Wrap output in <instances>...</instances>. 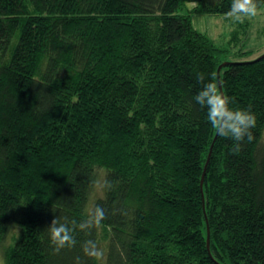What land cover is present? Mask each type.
<instances>
[{
	"label": "trees",
	"instance_id": "obj_1",
	"mask_svg": "<svg viewBox=\"0 0 264 264\" xmlns=\"http://www.w3.org/2000/svg\"><path fill=\"white\" fill-rule=\"evenodd\" d=\"M232 5L0 0L4 264H264V52L241 53L237 35L218 44L192 21ZM198 73L255 113L239 153L196 103ZM96 206L106 218L55 251L52 220Z\"/></svg>",
	"mask_w": 264,
	"mask_h": 264
},
{
	"label": "clouds",
	"instance_id": "obj_2",
	"mask_svg": "<svg viewBox=\"0 0 264 264\" xmlns=\"http://www.w3.org/2000/svg\"><path fill=\"white\" fill-rule=\"evenodd\" d=\"M31 10V5H29ZM257 5L255 0H233L230 15L236 19H242L246 15H255ZM196 80L202 84L200 90L195 94L194 99L201 108L207 109V121L212 129L220 136L231 138L234 141L231 151L239 153L241 142H251L254 136L251 130L256 126L257 117L251 108L232 107L233 98L219 90L215 75L211 80L205 82V76L202 73L196 75ZM106 218L105 209L96 206L87 219L77 222L75 220L61 222L54 218L48 227L51 243L55 246V251L59 252L64 247H72L76 244L73 233L76 229L87 231L98 226ZM86 255L98 257L100 253L97 250L94 241L88 240L83 245ZM79 264V257H77Z\"/></svg>",
	"mask_w": 264,
	"mask_h": 264
},
{
	"label": "rangeland",
	"instance_id": "obj_3",
	"mask_svg": "<svg viewBox=\"0 0 264 264\" xmlns=\"http://www.w3.org/2000/svg\"><path fill=\"white\" fill-rule=\"evenodd\" d=\"M193 6L189 4V7ZM192 21L195 28L212 36L218 44L227 43L233 35H237L244 42L241 53L250 50L254 53L249 57L254 58L264 52V5L255 15H246L242 19L230 14H194ZM103 177L104 170L100 168L89 207L94 204V197L103 193ZM0 264H4L1 250Z\"/></svg>",
	"mask_w": 264,
	"mask_h": 264
},
{
	"label": "water",
	"instance_id": "obj_4",
	"mask_svg": "<svg viewBox=\"0 0 264 264\" xmlns=\"http://www.w3.org/2000/svg\"><path fill=\"white\" fill-rule=\"evenodd\" d=\"M229 63L230 62H225L219 67V76H220V72H221L222 67L227 65V64H229ZM220 88H221V91L223 92L221 81H220ZM216 138H217V136H216ZM216 138H215V140H216ZM213 146H214V143H213V145L211 147V151H210V154H209V157H208L205 169H204V174H203V179H202V186H203V183H204V179H205V176H206V173H207V169H208V165H209V162H210V158H211V155H212ZM208 247L210 249V239L208 240Z\"/></svg>",
	"mask_w": 264,
	"mask_h": 264
}]
</instances>
